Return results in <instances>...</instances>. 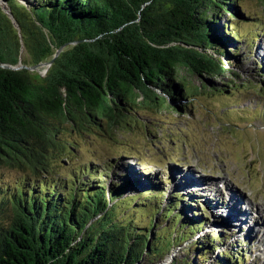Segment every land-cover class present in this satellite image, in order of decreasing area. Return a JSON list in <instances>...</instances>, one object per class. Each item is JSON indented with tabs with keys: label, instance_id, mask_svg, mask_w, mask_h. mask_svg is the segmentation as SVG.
Masks as SVG:
<instances>
[{
	"label": "trees",
	"instance_id": "16d2710c",
	"mask_svg": "<svg viewBox=\"0 0 264 264\" xmlns=\"http://www.w3.org/2000/svg\"><path fill=\"white\" fill-rule=\"evenodd\" d=\"M6 1L13 9L19 0ZM26 1L43 28L30 35L21 27L29 64L77 44L46 77L4 69L19 63L22 42L0 10V264L244 263V246L223 251L224 234L206 235L210 220L195 194L188 203L170 197L167 183L133 171L140 164L67 163L82 153L83 137L148 130L157 113L190 112L203 90L233 93L215 78L240 63V45L260 39L241 33L249 17L238 0ZM228 14L237 22L224 23Z\"/></svg>",
	"mask_w": 264,
	"mask_h": 264
},
{
	"label": "rangeland",
	"instance_id": "374dc122",
	"mask_svg": "<svg viewBox=\"0 0 264 264\" xmlns=\"http://www.w3.org/2000/svg\"><path fill=\"white\" fill-rule=\"evenodd\" d=\"M237 4L240 13L249 17L247 24L240 29L241 33L246 36L260 33V39L248 46L240 45V63L230 62L231 67H227L229 72L215 78L218 82L232 86L233 93L216 97L208 96L210 93L203 90L202 98L194 100L190 112L157 113L154 118L151 117L148 130L143 126H137L135 130L125 127L113 131L110 134L112 139L98 135L88 139L83 137L82 153L67 163L75 169L79 164L93 161L99 170L105 168L107 158L108 161L112 159L130 165L140 164L133 171L140 172V176L141 173L147 174L153 183H167L165 193L168 192L170 197L175 194L186 197L185 203H188L187 199L194 192L180 181L191 184L190 188L205 190L212 197L208 200L210 203L215 198L227 199L228 195H232L227 206L240 205L236 207L237 214L233 219L228 207L226 215L228 222L235 228H226L222 222L214 224L219 212L209 208L206 202H198L199 209L210 220L205 233L212 235L218 233L217 230H224L233 234L228 242L224 238L222 243L228 245H222L221 250L230 251L229 244L236 243L237 246H244L243 250L247 252L244 263L240 264H264V35L259 25H264V21H258L259 16L264 15V0H238ZM222 20L226 24L231 21V25L237 22L230 14L226 18L222 17ZM251 45L255 46L252 51L248 48ZM29 61L28 52L23 50L21 63L32 67ZM181 74L197 88L205 85L184 70ZM33 75L43 77L44 72H34ZM141 152L147 153L143 159L140 157ZM122 154L128 157L119 158ZM93 156L99 157L97 162H94ZM17 177L11 175L12 179ZM105 180L107 178L100 181L103 183ZM257 213L262 215L258 214V218ZM246 220L251 222L253 229L262 226L259 228L262 242H248L249 236H253L252 228L248 226L241 229L237 224L241 226ZM254 222L257 226H254ZM220 251L215 258L220 255ZM171 260L172 256L163 264H170Z\"/></svg>",
	"mask_w": 264,
	"mask_h": 264
},
{
	"label": "water",
	"instance_id": "95a60500",
	"mask_svg": "<svg viewBox=\"0 0 264 264\" xmlns=\"http://www.w3.org/2000/svg\"><path fill=\"white\" fill-rule=\"evenodd\" d=\"M13 5V9L8 8L9 7V3L6 0H0V10L2 11V15L5 16L6 18H8V20L10 21L11 25H12V29H14V31L17 32V35L20 38L21 43V52H20V61L16 66L13 65H8V64H3L1 65L2 68L4 69H9V70H13V71H21V70H27L31 73L34 72H39V71H43L44 75L43 77H46V75L48 74L49 70L51 69V67L54 65L56 59L64 52V50H66L70 45H74L77 43H73V44H67L62 46L61 48L57 49L55 54L52 56L51 60H49L48 62H42L38 65H34L32 67H28L27 65H24L21 63V53L23 50H26L25 45L23 44V32H22V28H24L25 33L30 34V35H37L36 33H38L39 30H43L42 25L39 23L36 15L33 13V11L31 10L28 2L26 0H19L18 2L12 4ZM19 18V22L18 19ZM27 51V50H26ZM42 77V78H43ZM28 237H32L31 234H27ZM28 252L30 253V249L28 250ZM31 263V261H30ZM32 264V263H31ZM35 264H38L37 261H35Z\"/></svg>",
	"mask_w": 264,
	"mask_h": 264
},
{
	"label": "bare ground",
	"instance_id": "6f19581e",
	"mask_svg": "<svg viewBox=\"0 0 264 264\" xmlns=\"http://www.w3.org/2000/svg\"><path fill=\"white\" fill-rule=\"evenodd\" d=\"M264 60V59H263ZM180 183H182L183 185H185L191 192H194V194L196 195V197H197V200H198V202L199 203H202V202H206L205 204H207L208 206H209V208H213V210L215 209V210H217L218 212H219V214L217 215V217H216V219H217V221L218 222H222V226H225L226 228H235V226L233 225H231L229 222H228V216L226 215V212H227V207H228V210H229V212H230V216H231V218L233 219V217L237 214V209H236V207H238L239 205L238 204H236V205H233V204H229L228 206H227V203H229V201L231 200V197H232V195H228V198L227 199H224V198H218V199H214V200H212V202L210 203V202H208V200H211L212 199V197L211 196H209L208 194H207V192L205 191V190H198V189H193V188H190V187H192L191 186V184H189V183H186V182H181L180 181ZM198 192V193H196V192ZM199 197V198H198ZM242 205H244L243 203H242ZM264 211V210H263ZM258 214L259 215H262V213H257V216H258ZM229 216V217H230ZM263 217H264V215H263ZM258 218H259V216H258ZM261 219V218H260ZM239 220L241 221V219L239 218ZM245 220V219H244ZM259 222V221H258ZM262 222V219L260 220V223ZM237 224H238V226L242 229V228H244V227H251L252 229H251V231L253 232V236L251 237V236H249V238L247 239L248 240V242H251L252 240V243L254 242V241H256V240H260V242H262V237L260 236V231H259V228L260 227H262L261 225L260 226H257V225H255L256 224V222H254L253 224H254V226H257V228L255 229H253V227H252V225H251V222L248 220V222H247V220L245 221V222H243L242 224H241V226H240V223H238L237 222ZM236 228H238V227H236ZM263 229H264V225H263V227H262ZM217 231H219L218 233L219 234H224L225 235V237L227 238V242L229 241V238H231L232 236H233V234H230L229 232H224V230H222V231H220V230H217ZM227 231V230H226ZM228 231H229V229H228ZM236 235V234H235ZM237 236V235H236ZM233 245H236V243H230L229 244V246H233ZM263 247H264V244H263ZM263 253H264V250H263Z\"/></svg>",
	"mask_w": 264,
	"mask_h": 264
}]
</instances>
